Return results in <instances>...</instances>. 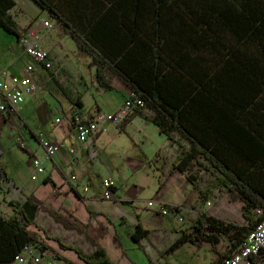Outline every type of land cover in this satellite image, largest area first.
I'll return each instance as SVG.
<instances>
[{"label": "trees", "instance_id": "16d2710c", "mask_svg": "<svg viewBox=\"0 0 264 264\" xmlns=\"http://www.w3.org/2000/svg\"><path fill=\"white\" fill-rule=\"evenodd\" d=\"M33 1L87 56L95 82L111 89L116 77L141 98L144 107L125 122L148 109L161 133H176L187 143L175 167L190 181L195 167L210 171L212 180L198 188L201 198L224 187L229 200L241 203V223L205 212L194 222L214 248L217 236L227 235L229 247L216 250L217 260L236 250L264 218V0ZM13 4L0 0V27L19 38L5 16ZM11 206L0 213V264H12L29 244L54 252L61 264H80L57 254L31 229L35 202ZM146 233L136 224L132 237ZM47 238L73 249L81 264H117L102 247L88 254L57 236ZM183 240L180 235L170 248ZM248 259L260 264L264 251Z\"/></svg>", "mask_w": 264, "mask_h": 264}, {"label": "crops", "instance_id": "0c3cea01", "mask_svg": "<svg viewBox=\"0 0 264 264\" xmlns=\"http://www.w3.org/2000/svg\"><path fill=\"white\" fill-rule=\"evenodd\" d=\"M13 2L5 12L6 19L20 37L30 31L38 35L40 45L47 48L60 72L51 75L41 63L20 61L14 44L25 50L15 33L16 40L9 36L2 48L0 71L23 74L25 65L31 63L33 70L29 75L35 89L45 80L53 81L56 89L55 94L49 91L46 95L50 101L46 111L27 105L34 90L24 95L17 113H0V135L5 133L12 141L6 149L0 147V213L11 212L14 202H35L37 210L31 229L57 254L66 256L70 252L72 261L80 264L82 260L73 249H62L47 236H57L83 253L102 247L117 264H177L173 255L189 242L201 245L207 241L215 252L227 250V235L217 236L214 248L196 231L194 222L205 212L241 223V212L237 214L239 218L217 214L220 200L234 203L224 187L214 188L207 199L201 198L198 188H206L212 180L210 171L195 167L191 172L195 180L190 181L186 171L175 167L181 145L187 143L176 133H172L173 138L161 133L148 109L125 123L102 122L90 143L78 140L73 111L84 117L95 110L112 113L131 90L116 77L111 79V89L100 86L94 81V67L86 65L73 39L46 11L33 0ZM44 20L53 27L44 26ZM57 117L60 119L55 121ZM41 132L58 148L51 158L43 160L44 173L32 179L31 157H42L44 152L38 142ZM13 144L23 149L27 157L11 158L8 152ZM71 172L77 176L76 189L65 181V175ZM106 175L115 182L112 199L102 196V178ZM82 185L88 189L83 190ZM149 200L153 201L151 205L146 203ZM161 202L168 204V213L159 211L157 204ZM136 224L147 230L139 240L132 237ZM180 235L185 240L170 248ZM215 252L213 264H221L223 258L217 260ZM48 253L55 255L50 250Z\"/></svg>", "mask_w": 264, "mask_h": 264}, {"label": "built area", "instance_id": "2783aa9c", "mask_svg": "<svg viewBox=\"0 0 264 264\" xmlns=\"http://www.w3.org/2000/svg\"><path fill=\"white\" fill-rule=\"evenodd\" d=\"M43 25L47 28L53 27L52 23L48 20L43 21ZM24 47L27 54L30 55L34 62L43 64L47 70L51 72V75H55L60 72V67L55 65L54 59L50 55L47 48L43 47L39 43L38 35L32 33V31L21 35L19 40ZM25 72L23 74H8L6 69L0 71L3 78L0 79V113H17L24 102V95L32 93L36 84L31 79L29 73L33 70V65L28 63L25 65ZM144 107V103L141 98L136 97L130 93L127 98H124L121 105L116 111L112 113L104 112L101 110L92 111L88 116H81L77 111H73L72 118L74 125L78 133V140L81 142H91V138L94 137L99 130L102 122L108 120L115 123L125 122L126 118L134 113L137 108ZM60 118H56L55 121ZM38 142L43 149L42 157H31L33 165V171L31 178L35 179L39 173H44V162L48 160L57 151L58 145L54 141H49L44 133H40L38 136ZM21 146H24V142L21 141ZM65 181L70 187L77 188V176L71 172L65 175ZM115 182L109 176L102 178V196L106 199H112L115 194ZM83 190H87L86 185L81 186ZM152 200L147 201L148 205L152 204ZM207 204H210V200H207ZM159 211L162 214L169 212V206L166 203L157 204ZM261 251H264V218L257 223L255 228L244 237L241 244L236 250L229 252L222 260L221 264H250L249 257L257 255ZM62 262L57 256L49 255L48 250L43 248L41 244H29L23 247L21 252L15 257L12 264H61Z\"/></svg>", "mask_w": 264, "mask_h": 264}, {"label": "rangeland", "instance_id": "374dc122", "mask_svg": "<svg viewBox=\"0 0 264 264\" xmlns=\"http://www.w3.org/2000/svg\"><path fill=\"white\" fill-rule=\"evenodd\" d=\"M9 36L16 40L14 33H9L5 30H0V55L3 54L2 48L7 42ZM14 45L15 55L19 57L20 61L33 62L30 55L23 52L22 48L19 45ZM84 58H87V56H84ZM55 89L56 86L53 81L45 80L41 82L40 86L35 89L32 97L27 98L29 99L27 105H29V107L34 106L36 107V109L46 111L48 109V104H50L49 98L46 95L49 91L53 92V90ZM53 93L55 94V92ZM4 135H0V147L2 149H6V147L12 143V141ZM8 154L11 158L15 157L17 159L27 157V153L23 149H21L17 144H13ZM217 204H219L217 214H230L232 215V217L238 216L237 214L240 211V208L238 207V202L228 204L226 201L220 200L219 202H217ZM237 218H239V216ZM188 244L189 245L182 246L179 251L175 252V254L173 255L174 258H177V264H213L215 251L211 248L209 242H202L201 245H194L192 243L190 244V242ZM66 256L72 259L70 252H67ZM260 264H264V260L261 261Z\"/></svg>", "mask_w": 264, "mask_h": 264}]
</instances>
